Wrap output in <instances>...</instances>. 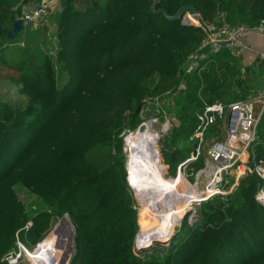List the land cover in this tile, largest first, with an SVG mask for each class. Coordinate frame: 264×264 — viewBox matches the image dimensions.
I'll use <instances>...</instances> for the list:
<instances>
[{
  "label": "trees",
  "instance_id": "obj_1",
  "mask_svg": "<svg viewBox=\"0 0 264 264\" xmlns=\"http://www.w3.org/2000/svg\"><path fill=\"white\" fill-rule=\"evenodd\" d=\"M32 1L41 0H0V74L16 73L7 80L25 97L0 99V264L16 248L18 232L23 243L36 245L66 214L76 227L71 264H264V198H258L264 179L255 172L227 195L203 202L196 222L186 219L165 245L136 251L138 211L123 154L144 102L172 95L180 125L167 139L164 161L175 176L197 148L190 137L204 103L248 99L249 85L263 80L261 59L245 68L231 51L215 54L201 74L186 73L203 31L167 19L154 5L171 16L191 5L205 23L256 27L264 21V0H58L61 11L50 14L55 34L24 28L11 38L21 7ZM51 39L54 53L45 45ZM57 71L67 76L63 87ZM261 162L264 115L249 156L251 167ZM202 166V158L192 164L195 171ZM157 169L171 191L174 179L167 183ZM19 186L45 205L32 218Z\"/></svg>",
  "mask_w": 264,
  "mask_h": 264
},
{
  "label": "built area",
  "instance_id": "obj_2",
  "mask_svg": "<svg viewBox=\"0 0 264 264\" xmlns=\"http://www.w3.org/2000/svg\"><path fill=\"white\" fill-rule=\"evenodd\" d=\"M52 4L53 3L49 0L26 3L21 7L17 20L19 19L22 21L23 29L27 28L34 31L47 26L49 27L50 14L56 12L55 9L52 8ZM53 9L54 11H52ZM187 16L190 15L187 14L184 16L182 23L195 25L200 28L204 34L200 48L188 59L186 66V73L188 74H201L206 71L209 63L212 62V57L220 52L231 51L236 56H242L244 50L248 48L245 44V40L248 36H264V21L256 27H249L246 25L232 26L227 23L211 25L203 22L199 15L190 16L193 21L190 23L186 22ZM260 59L264 64V55H262ZM185 89L186 84L182 82L178 91L181 92ZM263 115L264 85L256 96L229 105L220 102L211 105L204 103L203 109L197 114V127L190 137L191 141L197 143V148L189 158L179 164L176 178L182 179L188 172H195L196 181L190 186L197 190L200 203L206 202L215 196L227 195L241 177L250 173L255 172L259 177L264 179V163L261 162L254 165V167H251L249 164L250 147L257 138L258 126ZM218 122H220L219 127L223 125L225 128L222 135L223 138L222 140L211 143L205 150L204 145L206 143L207 134L210 128L218 124ZM200 158L203 159V166L201 169L195 171L192 164ZM229 177H234L236 179V183L230 190L228 188V184H230L228 181ZM201 179L205 180L206 185L204 190L199 192L198 185ZM258 198H264V191ZM68 217L70 216L68 215ZM62 219L63 218H60L56 224H59ZM31 227V222L25 226L23 229L25 235ZM20 232L17 233V239ZM48 237L49 235L43 239L42 242ZM170 239L171 238H168L165 243ZM22 243L18 242L16 248L10 251L4 258L7 264L22 263V258L26 257L28 254L25 244ZM40 243L41 242L36 244L35 247H38Z\"/></svg>",
  "mask_w": 264,
  "mask_h": 264
},
{
  "label": "rangeland",
  "instance_id": "obj_3",
  "mask_svg": "<svg viewBox=\"0 0 264 264\" xmlns=\"http://www.w3.org/2000/svg\"><path fill=\"white\" fill-rule=\"evenodd\" d=\"M49 1L53 3L52 8H54L55 11L59 9L58 8V5H60L59 1H54V0H49ZM49 24H50V21H49ZM50 27H51V24H50ZM50 27H48L49 30H50ZM50 34H51V32H50ZM45 45H46V48L48 51H50L51 53L55 52L56 46H55V41L53 39L46 41ZM3 73L7 74V79H8V76H10V75H16V73L11 72L9 70H5V71H3ZM7 79H3V77H1V74H0V99H5L8 101H12L14 103H17L19 101L25 102V97H23L19 93L18 88L16 86H14ZM259 80H260V78H259ZM57 81H58L59 87H63V85L67 81V76L63 72L57 71ZM263 85H264V80H262L261 82H257L256 87L249 85L252 88V89H250L249 97L251 98V97L256 96L259 93L260 88ZM234 89H236V88L234 87ZM176 102H177V99L174 98L172 95H166V96H163L160 98H149L144 102L143 107H141V109H140L139 120L141 123L136 128V130L140 129L139 131H141V129H142V132H140L138 139L140 140V142H146L148 140V143H149L150 139L154 140L152 143L149 144L150 150H151L152 156H153V161H151V158L148 155L146 156L145 153H138V156H136V160L134 162L135 174L139 180L141 178V180L143 181L141 184V187L143 189L150 188L149 187L150 186L149 180H150V178H153L151 176V168H152L153 163H154L153 167H154V170H155L157 176L158 175L160 176V173L158 172V169H157V166L159 165L158 168L162 174L161 177L167 183H169L168 182L169 179L177 178L178 171L176 170L175 176L170 175L169 166L166 165L165 161H164V154L166 152L171 151V149L169 147V143L167 142V139H169V137L172 136V134L175 132V129L180 125L179 118H178L179 112L177 110ZM218 128H219V130H218V134L216 136H213L211 138L206 139V143L204 145L205 150L210 146L211 143L216 142L218 140H222V138H223L222 135L225 131V128L223 125L218 127ZM136 130H134L133 133H135ZM128 135H130V134H128ZM128 135H125L124 139H123V154L125 156V167H126V170L128 172V175H129V182L131 183L132 182L131 175H133L132 179L134 180V174L131 171V169L129 168L130 167L129 158H130L131 145H133L134 142L130 145L126 143ZM138 141H137V144H139ZM157 162H158V165H157ZM158 179H159V177H158ZM181 180H182L180 183L181 191L178 194L182 197V196L186 195L189 191H191L190 185H193L196 181L195 172H192V171L188 172L187 175L185 177H183ZM235 180L236 179L234 177L228 178V181L230 183V184H228L229 190L236 183ZM170 184H172V183H170ZM132 185H134V184H132ZM205 185H206L205 180L201 179L199 181L198 191L202 192L205 188ZM133 187L135 190H133ZM136 187L132 186L131 188L133 190L136 208L138 211V222H139V227H140L139 232H140V230L142 228L141 227V225H142L141 220H142V216H143L142 214L144 211V205L141 202L142 197L140 196V193L142 196H143V193L141 192L140 189H138ZM17 193H18L19 199L25 204L27 212L31 218L39 210H42L45 208V205L43 204V202L40 199H38L35 195H33L31 192H29L27 189H25L24 187L19 186L17 189ZM144 198H145V200H147V202L144 201V204L147 205L146 209L149 207H151V208L153 207L152 208L153 210H154V208L156 209L155 213L159 212L158 209L166 208L167 210L171 211L172 213L174 212V214H175V213H178L176 211L183 206V202H182L183 199H174L173 202L165 204L163 200L159 202L155 198L154 199H146V197H144ZM172 203L176 204V206L173 207L171 205ZM201 205H202V203H200V201L198 199V201L190 203L188 206H186L184 209L181 221L180 222L178 221L179 222L178 226L175 228L176 230H174V231H173V228H174V225L176 222L164 219L163 221L165 222V224L163 225V227L157 233L153 234L156 241L151 243L147 247H144L143 249L140 248L141 251L142 250H149L150 248H152L154 246L156 247V246L162 245V244L165 245L166 243L164 241L170 237L171 232L173 231V233H172V237H173L179 231V229L182 227V225L186 219L190 224L196 222V220L198 218V210L200 209ZM63 219H67L68 223L69 224L71 223L70 225L73 229L72 252H71L70 257L68 258L69 260L67 259V261L65 263V264H71L73 256L75 254V247H76L75 246L76 227H75L74 223L71 221L70 217H68V215H66L65 218L63 217ZM61 221L59 222V224L61 223ZM59 224L52 226L50 231L44 235L43 239H45L48 235H50L52 233V231L55 230L54 228H56V226H58ZM138 235H139V233H138ZM138 235L136 237V242H135L136 251H137L136 243H137ZM18 239H19V241H18ZM18 239H17L16 243H18V242L22 243L21 234H19ZM42 240L40 242H42ZM35 246L36 245L25 244L26 249L30 253H32L34 251ZM39 254L40 253L38 251H36L35 254L32 255V258H33V261L35 262V264H43V261L40 258ZM29 258L30 257L27 254L26 257L22 258L21 264H34V262L31 260V258L30 259ZM45 261H46V264H55L54 262H57L55 260H53V262L48 261V260H45Z\"/></svg>",
  "mask_w": 264,
  "mask_h": 264
},
{
  "label": "bare ground",
  "instance_id": "obj_4",
  "mask_svg": "<svg viewBox=\"0 0 264 264\" xmlns=\"http://www.w3.org/2000/svg\"><path fill=\"white\" fill-rule=\"evenodd\" d=\"M189 18L193 21V19L190 16ZM139 130H136L135 133L133 132L130 133L131 135L128 136L126 140V143L129 145L134 142V144L131 145L130 158H129L130 160L129 168L134 174V180L132 179V182L130 183L131 187H132V184H134L133 186L135 187L137 186L136 188L141 190V192L143 193V196L146 197V199L155 198L159 202L163 200L165 204L173 202L174 199H183V201L181 200L183 202V206L181 208L179 207L180 209L176 211L178 213H175V214L174 212L172 213L166 208L158 209L159 210L158 213H155L156 209L154 208L153 210L152 209L153 207L152 208L149 207L146 209L145 214L141 220L142 228L139 232L137 243H136L137 248H144L156 241L153 234L157 233L163 227V225L165 224V222L163 221L164 219L175 221L176 223L174 225L173 231L176 230L175 228L178 226V223L181 221L185 207L188 206L191 202L198 201L199 196L197 194V190L193 187L191 188V191H189L186 195L181 197L178 194L181 191L180 183L182 180L180 178L178 179L175 178L174 180H172L171 182L175 181V183H173L172 185L173 188L171 191H167L158 179V176L153 167L154 163L152 164V168H151V176L153 178H150L149 180L150 188L143 189L141 187V184L143 181L141 180V178L139 180L135 174L134 162L136 160V156H138V153H145L146 156L148 155L151 158V161H153V156H152V152L150 150L149 144L152 143L154 140L150 139L149 143H148V140L146 142H140L138 137L140 135V132H142V129L141 131ZM137 141L139 142V144H137ZM157 165H158V162H157ZM133 190H135L134 187H133ZM140 196L142 197L141 201L147 202V200H145V198L141 195V193H140ZM171 205L173 207L176 206V204L174 203H172ZM173 231L171 232V235ZM72 239H73V229L71 225L68 223L67 219H63L61 223L58 226H56L55 230L49 235V238L41 242V244L38 247H35L34 252L32 253L28 252V255L33 261L32 255L35 254L36 251H38L40 253L39 255L43 261V264H46L45 260L52 261V262L53 260H55L57 261V262H54L56 264H65L72 252ZM165 241H167V239Z\"/></svg>",
  "mask_w": 264,
  "mask_h": 264
},
{
  "label": "crops",
  "instance_id": "obj_5",
  "mask_svg": "<svg viewBox=\"0 0 264 264\" xmlns=\"http://www.w3.org/2000/svg\"><path fill=\"white\" fill-rule=\"evenodd\" d=\"M58 10L61 11V4L58 5ZM54 11V9L52 10ZM50 21V19H49ZM51 24V27H50ZM49 27L51 35L57 32V26L50 21ZM246 48L241 56L242 64L245 68H250L256 60H259L262 55H264V36L261 35H252L248 36L245 40Z\"/></svg>",
  "mask_w": 264,
  "mask_h": 264
},
{
  "label": "water",
  "instance_id": "obj_6",
  "mask_svg": "<svg viewBox=\"0 0 264 264\" xmlns=\"http://www.w3.org/2000/svg\"><path fill=\"white\" fill-rule=\"evenodd\" d=\"M154 10L158 13L163 14L167 19L171 21H181L183 17L186 16L187 14H189L190 16L198 15V12L196 11V9L191 5H186L182 7L175 16H171L166 10H157V4L154 5ZM22 30H23L22 21L18 19L13 24V27H12L11 32L9 33V36L11 38H16L22 32ZM112 161H113V164L115 165L117 164L115 154L112 156ZM171 236L169 238H171ZM141 249H137V251H141Z\"/></svg>",
  "mask_w": 264,
  "mask_h": 264
}]
</instances>
